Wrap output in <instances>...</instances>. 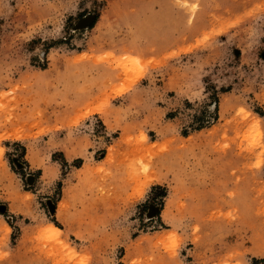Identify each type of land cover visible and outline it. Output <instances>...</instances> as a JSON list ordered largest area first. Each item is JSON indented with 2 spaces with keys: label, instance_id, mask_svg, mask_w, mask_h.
<instances>
[{
  "label": "rangeland",
  "instance_id": "374dc122",
  "mask_svg": "<svg viewBox=\"0 0 264 264\" xmlns=\"http://www.w3.org/2000/svg\"><path fill=\"white\" fill-rule=\"evenodd\" d=\"M0 264H264V0H0Z\"/></svg>",
  "mask_w": 264,
  "mask_h": 264
},
{
  "label": "bare ground",
  "instance_id": "6f19581e",
  "mask_svg": "<svg viewBox=\"0 0 264 264\" xmlns=\"http://www.w3.org/2000/svg\"><path fill=\"white\" fill-rule=\"evenodd\" d=\"M49 228V232L52 234V235H56V234H58V232H59V228L58 227H56L55 225H53V224H50L49 226H48Z\"/></svg>",
  "mask_w": 264,
  "mask_h": 264
}]
</instances>
